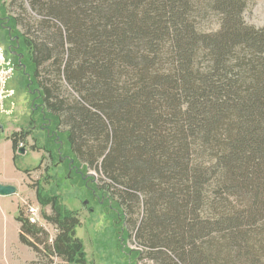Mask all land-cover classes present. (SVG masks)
Wrapping results in <instances>:
<instances>
[{
  "label": "trees",
  "instance_id": "trees-1",
  "mask_svg": "<svg viewBox=\"0 0 264 264\" xmlns=\"http://www.w3.org/2000/svg\"><path fill=\"white\" fill-rule=\"evenodd\" d=\"M2 1L5 42L48 128L31 150L54 162L36 197L58 234L48 244L19 211L21 243L87 264L58 194L84 164L107 181L123 239L155 264H264V29L245 22L250 0H19L28 25ZM34 129L9 138L15 162Z\"/></svg>",
  "mask_w": 264,
  "mask_h": 264
},
{
  "label": "rangeland",
  "instance_id": "rangeland-1",
  "mask_svg": "<svg viewBox=\"0 0 264 264\" xmlns=\"http://www.w3.org/2000/svg\"><path fill=\"white\" fill-rule=\"evenodd\" d=\"M2 5H6L7 16L21 15L23 22L28 25V18L23 14L19 0H3ZM244 18L249 26L264 29V0H250ZM213 22L209 20L207 25L215 24ZM2 27L0 25V50L7 61L12 64L13 71L10 75L2 74L3 69L0 68V95L2 96L0 101V128L3 130L0 133V142L4 143L7 137L10 138L15 133L20 134L21 130L30 128L32 121L35 129L31 130V135L26 141L20 143L27 147L26 153L19 154L15 162L16 168L21 171L15 167L13 169L10 168L9 163L6 161L5 152L0 149V173L2 177H8L19 187H15L17 193L14 195L15 200L18 199L17 216L20 211L26 218L27 205L40 207L42 218L39 227L43 229L41 238L51 244L58 231L55 226L44 219V213L51 215L52 211L50 207L43 209L38 203L36 190L39 184L44 181L46 169H49L52 173L51 169L54 166V162H52V159L45 151L31 150L35 144V138L41 142L39 144H43L42 141L46 134L45 129H48L47 123H41L39 116L34 113L31 106L32 97L26 89L25 80L19 71L20 68L17 69L13 59L14 57L17 58L18 63H16L20 67L22 55L20 54L19 46L16 47L14 44L9 45L5 42L6 31ZM4 27L6 28V25ZM9 32L11 35V31ZM16 42L18 44L19 40L17 39ZM3 82H5L4 85H2ZM62 91V94L68 99L74 94L67 85H64ZM43 156L45 158L42 160V167L37 170ZM80 167L85 169L82 171L81 176H75L72 172H70L68 177L65 174L66 180L62 183L63 187L59 189L58 194L61 196L63 204L69 210L75 212L82 223L77 235L84 242L87 264H155L154 261L146 257L145 253H142L143 250L136 243L133 235L126 241L123 239L121 230L123 223H120V225L116 221L111 220L108 205L112 206V204H108L100 192L102 187L105 188L107 186V181L100 169L85 168L84 164ZM26 171H30V174H25ZM80 177H82V181L88 180L85 186ZM13 208L16 209L17 207L14 205ZM129 210L136 211L134 203H130ZM7 211L9 213L12 211L15 215V210L11 209L10 206H7ZM142 215L143 206L141 204L139 212L134 215V219H139ZM114 223L117 224L115 225ZM44 248L43 244L39 246L41 250L39 255L29 248V254L34 252L36 257L35 261L27 264H64L59 258L43 252ZM139 252L142 253L141 257L138 256ZM17 255H19L20 259H17ZM17 255H14V260H5L4 264H10V262H12L11 264H23L28 259L25 253Z\"/></svg>",
  "mask_w": 264,
  "mask_h": 264
},
{
  "label": "crops",
  "instance_id": "crops-1",
  "mask_svg": "<svg viewBox=\"0 0 264 264\" xmlns=\"http://www.w3.org/2000/svg\"><path fill=\"white\" fill-rule=\"evenodd\" d=\"M0 149H3V151L5 152V155L7 156L6 161L9 163L10 168H16L13 146L11 140H9V137L6 138L4 143L0 142ZM16 169L19 170L18 168ZM0 184L4 186H14L16 188H19L8 177H2L1 173ZM14 205L17 207L16 209L13 208ZM7 206H10L11 209L15 210V215L12 211L10 213L7 211ZM17 212L18 199L15 200V196H0V264H4L5 260H14V255L23 253H25L26 257H28V259H26V262H24L23 264L35 261V253L31 252L32 254H29V248H27L20 242L21 224L17 221ZM29 255L31 256L29 257ZM17 256V259H20L19 255ZM11 263L12 262H10V264Z\"/></svg>",
  "mask_w": 264,
  "mask_h": 264
},
{
  "label": "built area",
  "instance_id": "built-area-1",
  "mask_svg": "<svg viewBox=\"0 0 264 264\" xmlns=\"http://www.w3.org/2000/svg\"><path fill=\"white\" fill-rule=\"evenodd\" d=\"M0 68L3 69L2 74H11L13 71V66L10 62L7 61V59L4 57V54L0 50ZM5 82H3L2 85H4ZM2 100V96L0 95V101ZM0 128V133H1ZM20 149L24 148L23 144L19 145ZM41 210L40 207L36 205H27L26 207V219L28 222L32 225L39 226L41 224Z\"/></svg>",
  "mask_w": 264,
  "mask_h": 264
},
{
  "label": "water",
  "instance_id": "water-1",
  "mask_svg": "<svg viewBox=\"0 0 264 264\" xmlns=\"http://www.w3.org/2000/svg\"><path fill=\"white\" fill-rule=\"evenodd\" d=\"M26 151L22 149L19 154H25ZM17 193V189L14 186H4L0 184V196L10 197L14 196Z\"/></svg>",
  "mask_w": 264,
  "mask_h": 264
}]
</instances>
